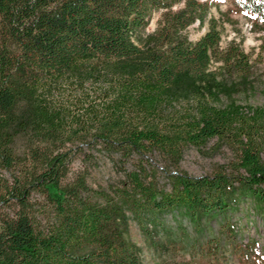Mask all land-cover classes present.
Instances as JSON below:
<instances>
[{
    "label": "trees",
    "instance_id": "trees-1",
    "mask_svg": "<svg viewBox=\"0 0 264 264\" xmlns=\"http://www.w3.org/2000/svg\"><path fill=\"white\" fill-rule=\"evenodd\" d=\"M233 3L264 26V0ZM213 4L0 0V264H143L131 221L159 249L181 241L165 224L176 211L194 225L202 241L190 250L206 264L242 250L230 214L248 200L264 205V105L233 98L251 87L253 65L238 43L222 47ZM207 21L192 40L189 26ZM211 139L233 150L229 164L199 176L179 169L186 147ZM84 145L134 167L94 189L70 175Z\"/></svg>",
    "mask_w": 264,
    "mask_h": 264
},
{
    "label": "rangeland",
    "instance_id": "rangeland-1",
    "mask_svg": "<svg viewBox=\"0 0 264 264\" xmlns=\"http://www.w3.org/2000/svg\"><path fill=\"white\" fill-rule=\"evenodd\" d=\"M209 18L216 20L218 27L222 31L221 45L227 46L229 43H238L245 52L251 56L252 61V83L248 89H243L233 94L236 102L243 106H263L264 105V26L253 24V16L248 12L237 9L233 0H214L210 9ZM161 11H155L149 25L140 32V36H146L155 30L157 22L161 17ZM209 22L205 24L195 23L189 26L188 34L192 40H196L209 27ZM229 99L223 97L222 103H228ZM173 105V104H172ZM177 108L178 106L175 105ZM172 107H166L165 111H172ZM264 160V149L261 153ZM234 158L233 150L218 141L209 140L204 146L196 147L189 145L184 151L182 159L178 162L179 169L188 174L199 176L211 173L220 164H229ZM137 159H135L136 161ZM158 168H166L167 162L161 156L151 158ZM135 162L128 163L118 158L112 159L106 153L98 151V146L89 147L84 145L83 150L75 151L70 163L71 177L75 174L85 175V181L94 189L109 190L115 184L125 178V172L134 167ZM40 201L39 209L47 211V199L38 196ZM264 205L254 200L242 203L240 208L233 210L231 216L233 221L239 224V248L242 250L229 249V264H259L258 260L253 261V257L264 260ZM45 211V212H46ZM41 213L39 217H41ZM42 218V217H41ZM165 224L172 227L171 238L184 241L189 249L181 247L183 242L176 245L166 244L156 249L151 242L145 238L134 221L130 224V237L137 242L141 248L140 256L143 264H206L205 261L197 258L191 252V248L196 247L194 241H202L194 230V225L190 223L188 217L181 211H176L165 216ZM160 240L168 238L167 232L161 229L158 233ZM192 244V245H191ZM243 244V245H242ZM246 245V246H245ZM170 247V248H169ZM261 264V263H260Z\"/></svg>",
    "mask_w": 264,
    "mask_h": 264
}]
</instances>
